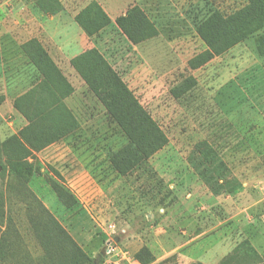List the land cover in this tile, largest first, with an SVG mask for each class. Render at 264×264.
<instances>
[{
  "label": "rangeland",
  "instance_id": "obj_1",
  "mask_svg": "<svg viewBox=\"0 0 264 264\" xmlns=\"http://www.w3.org/2000/svg\"><path fill=\"white\" fill-rule=\"evenodd\" d=\"M63 1L89 37L102 42L106 61L164 131L168 144L121 176L111 163L124 142L118 127L100 100L81 90L70 103L79 130L33 152L28 162L39 173L30 190L92 259L102 255V264L122 253L127 260L119 255L120 264H140L135 255L143 247L154 256L153 264H222L244 241L261 259L241 263L264 264V56L257 52V36L198 70L188 64L206 50L197 25L213 12L242 8L246 0H144L141 9L158 35L134 46L96 0ZM16 21L35 30L30 36L41 45L35 0H0L1 142L28 125L14 103L42 79L22 49L23 38L11 39L5 31ZM190 77L196 86L176 98L172 91ZM202 141L228 165V180L238 188L230 183L222 189V181L214 186L217 194L199 176L189 158ZM52 183L73 195L74 207L61 204ZM11 206L37 255L23 206L14 198Z\"/></svg>",
  "mask_w": 264,
  "mask_h": 264
},
{
  "label": "trees",
  "instance_id": "obj_2",
  "mask_svg": "<svg viewBox=\"0 0 264 264\" xmlns=\"http://www.w3.org/2000/svg\"><path fill=\"white\" fill-rule=\"evenodd\" d=\"M35 4L47 16H55L64 10L60 0H35ZM116 23L135 45L158 35L153 23L138 6L129 9ZM196 32L206 50L189 60L192 70L204 67L254 35L257 36V52L264 56V0H246L242 8L230 14L213 12L197 25ZM22 49L42 79L14 103L28 125L18 136L0 141V264H102V255L92 259L29 188L30 181L39 173L34 164L28 162L33 152H40L56 140L75 135L80 127L64 102L73 94L67 78L37 40L25 43ZM72 65L103 104L123 138V145L111 157L113 167L121 176L129 175L166 147L168 137L164 131L97 50L75 58ZM195 86L196 80L190 77L172 92L179 98ZM2 101L0 97V104ZM189 160L213 191L216 183L220 185L222 181V189L230 183L238 188V183L228 180V165L208 142L196 144ZM52 184L61 204L68 209L74 207L73 195L64 187ZM13 198L23 206L21 211L25 215L28 235L34 242L33 248L38 249L37 255L32 252L28 238L15 220L14 207L11 206ZM135 258L140 264L155 262L147 247L140 249ZM252 258L261 259L254 247L244 241L222 264H228L230 260L244 264L241 262Z\"/></svg>",
  "mask_w": 264,
  "mask_h": 264
},
{
  "label": "crops",
  "instance_id": "obj_3",
  "mask_svg": "<svg viewBox=\"0 0 264 264\" xmlns=\"http://www.w3.org/2000/svg\"><path fill=\"white\" fill-rule=\"evenodd\" d=\"M60 1L64 6L65 2L63 0ZM96 2L101 5L102 9L107 13L111 20H113V24H115L120 31L121 29L116 23V20L119 17L126 15L128 10L135 6L144 8V0H96ZM89 3L91 2H87L83 8ZM72 9L73 8L66 7V9L55 16H47L41 12V45L46 49L49 57L61 70L73 88V94L64 101L71 111H73V107H71L70 103L72 99L78 95L79 91L83 90V92H91L86 82L73 67L72 60L94 49L104 57L102 52V42L96 40V37H89L87 31L78 25L75 20L76 12ZM36 27L39 28V26ZM5 31L11 35V39L16 37L19 39L23 38V44L38 39L37 37L30 36L35 30L30 31L27 26L19 24L18 21L8 26ZM121 33L131 45H135L122 31ZM1 35L2 33L0 32V38ZM12 35L16 36L12 37ZM1 41L2 40L0 39V42ZM140 248H138V250Z\"/></svg>",
  "mask_w": 264,
  "mask_h": 264
},
{
  "label": "built area",
  "instance_id": "obj_4",
  "mask_svg": "<svg viewBox=\"0 0 264 264\" xmlns=\"http://www.w3.org/2000/svg\"><path fill=\"white\" fill-rule=\"evenodd\" d=\"M119 255H121V259L122 260H127V254L122 253V254H119ZM119 255L115 256L117 258L116 261L110 262L109 264H120V260L118 259Z\"/></svg>",
  "mask_w": 264,
  "mask_h": 264
}]
</instances>
